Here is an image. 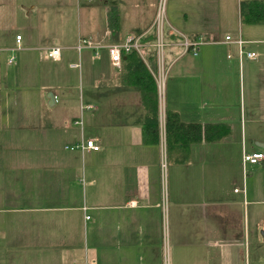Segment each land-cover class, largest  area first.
<instances>
[{
  "label": "crops",
  "instance_id": "1",
  "mask_svg": "<svg viewBox=\"0 0 264 264\" xmlns=\"http://www.w3.org/2000/svg\"><path fill=\"white\" fill-rule=\"evenodd\" d=\"M112 2L113 30L94 41L117 43L153 31V16L137 24L136 33L121 31L118 2ZM206 6L173 0L166 10L171 43L164 60L170 70L166 98L158 90L159 137L145 134L141 94L126 84L122 62L112 64L106 48L78 50L80 36L37 45L39 40L16 33L20 41L0 58L6 51V63L15 56L9 63L14 77L7 81L21 111L0 107V122L4 118L11 131L29 129L32 136L3 140L14 154L3 169L10 173L0 172V264H264L258 252L263 236L256 222L249 224L258 209L248 211L263 202L264 159L243 164L245 151H264L258 144L264 139L247 140L222 89L209 93V80L226 82L236 60L222 64L217 56L216 45L228 41L206 24ZM184 35L208 37L195 54L199 60L183 53ZM228 44L233 49L236 43ZM50 46L61 47L59 58L47 55ZM19 84L32 88L31 111H25L29 92L14 91ZM0 89L2 106L3 81ZM82 104L93 107L83 110ZM166 109L187 122L227 123L229 132L193 143L185 161L166 158L165 182ZM82 138H94L100 148L82 149ZM252 245L258 247L254 255Z\"/></svg>",
  "mask_w": 264,
  "mask_h": 264
},
{
  "label": "rangeland",
  "instance_id": "2",
  "mask_svg": "<svg viewBox=\"0 0 264 264\" xmlns=\"http://www.w3.org/2000/svg\"><path fill=\"white\" fill-rule=\"evenodd\" d=\"M103 1L0 0V48L5 49L15 45V35L17 32H21L24 35L27 34L35 41L39 40L38 43H34L37 45H41L42 43L56 44L60 41L70 40L79 36L93 40L98 39L105 31L113 30L112 23L117 16L116 12L112 10V0H107V2ZM204 1L207 4L205 14L208 19L206 24L210 28L222 30L220 37H223V39H225L226 34H230L234 39L241 33L242 37L246 40L244 45L245 51L252 50L258 54L255 58H248L245 55L243 61H239L236 44H231L234 47L233 49L229 47L230 43L228 44V42L216 45L218 47L216 54L222 60V64L232 59H235L236 62L231 74L227 76L226 82L217 83L215 79L209 80V93H212L213 88H217V90L222 89L225 100L230 103L229 111H232L234 117L241 121L247 140L254 135H257V138L264 139V24L241 20L240 3L242 0H199L201 6ZM117 2L120 13L121 31H132L136 33L134 27L142 21L147 20L148 17H155L161 2L165 5V10H169L173 0H117ZM30 8L32 10L28 12ZM166 26L165 23L164 30H166ZM202 38L205 43L208 42L207 36L204 35ZM200 46L202 50L204 45ZM36 50L38 51V49ZM83 51H86L85 48ZM6 52L0 58V80L3 81V104L1 107L9 109L10 111L17 110L20 112L22 103L20 100H17L16 93L12 96L11 87L7 81L8 77H14L15 67L14 64L6 63ZM14 53L19 54V51ZM187 54V57L196 61L199 60L197 59L199 58L198 55L193 54L191 51ZM74 57L77 58V53ZM168 65L169 62L166 63V66ZM169 70V67H166L163 84L165 98L168 91L167 75ZM76 75L79 76L78 72ZM34 79H37V76ZM28 85L19 84L14 88L15 92L17 88L21 93L22 90L28 91L32 97V103L30 102V106L25 107V111H31L36 102H34L36 99L33 92L30 91L32 88ZM80 87H82V83L80 85V81L77 80L75 88L77 93L80 92ZM198 88L201 87L199 86ZM7 125L5 119L2 118L0 122V172L4 175L5 173H10V171L5 172L3 169L10 167L6 166L7 163L5 160L14 154V150L8 149L9 147H6V144H9L8 141L4 144L3 140L5 138L14 140L18 137L26 142L30 141L32 136L31 130L29 129L23 133L21 131L16 133L11 131ZM166 173L167 167L165 182ZM7 177L11 179V176ZM253 207L258 209L255 212L259 214L255 217L250 215L249 224L256 222L258 227L256 231H258L259 236L260 233L263 236L261 249H258V252L260 251L264 254V198L263 202L256 206L251 204L248 207V211H251ZM92 237L93 235L89 232V246L93 245ZM251 248L254 255L258 247L252 245Z\"/></svg>",
  "mask_w": 264,
  "mask_h": 264
},
{
  "label": "trees",
  "instance_id": "3",
  "mask_svg": "<svg viewBox=\"0 0 264 264\" xmlns=\"http://www.w3.org/2000/svg\"><path fill=\"white\" fill-rule=\"evenodd\" d=\"M241 20L264 24V0H242L240 3ZM142 32H139V34ZM155 32L146 33L144 41H154ZM146 60L133 50L122 56V77L128 86L135 87L141 94L146 110L142 121L145 134L159 137V99L158 85L154 72L157 70L156 50L148 47ZM1 107V89H0ZM167 161H185L193 143L202 139H219L229 132L227 123H207L184 121L180 113L166 109L165 115Z\"/></svg>",
  "mask_w": 264,
  "mask_h": 264
},
{
  "label": "built area",
  "instance_id": "4",
  "mask_svg": "<svg viewBox=\"0 0 264 264\" xmlns=\"http://www.w3.org/2000/svg\"><path fill=\"white\" fill-rule=\"evenodd\" d=\"M165 23H166V10H165V5L161 2L151 25V29H153L156 35L154 41L152 42L144 41L143 37L146 35V33H141L138 35H128L122 42L108 43V44L96 42L91 38L81 37L78 41L77 48L78 50H81L85 47L93 48L95 50H98L99 48H106L111 63L114 64L115 66H121L123 54L136 50L146 60L145 57L146 49L148 47H154L156 50V62H157V70L154 72V75L157 80L159 93L162 95L164 76L166 74L164 48L165 46L171 43L167 40L165 36V30H164ZM183 37H184L182 42L184 46L183 53L191 51L193 54H197L199 46L203 43L204 40L200 37L190 38L185 35ZM20 39H21V34H17L16 41L19 42ZM225 40H227L228 42H235L238 45V53L240 57H242L243 54H245L250 58H255L258 56V54L255 51L252 50L245 51L244 45L246 43V40L242 37L241 33H239L238 36L234 39L230 34H227ZM5 50L6 49L0 48V56H2L3 51ZM60 54H61V47L59 46H50L47 49V55L51 58L57 59L60 57ZM14 60H15L14 55H10L7 59L9 63L13 62ZM74 65L78 66L79 64H74ZM92 107L93 105L91 104L81 105V109L83 110ZM79 146L82 149L88 148V149L97 150L100 148L99 144L96 143L94 138H86V139L82 138ZM263 159H264V151H255V152L245 151L243 154V164L246 163L256 164ZM162 166L163 169H165L166 157L164 158Z\"/></svg>",
  "mask_w": 264,
  "mask_h": 264
},
{
  "label": "water",
  "instance_id": "5",
  "mask_svg": "<svg viewBox=\"0 0 264 264\" xmlns=\"http://www.w3.org/2000/svg\"><path fill=\"white\" fill-rule=\"evenodd\" d=\"M47 96L49 98V104H52L55 101V94L52 91H49L47 93ZM258 144L264 147V142H259Z\"/></svg>",
  "mask_w": 264,
  "mask_h": 264
}]
</instances>
